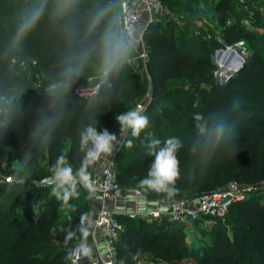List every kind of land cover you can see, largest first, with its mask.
Wrapping results in <instances>:
<instances>
[{
	"label": "trees",
	"instance_id": "obj_1",
	"mask_svg": "<svg viewBox=\"0 0 264 264\" xmlns=\"http://www.w3.org/2000/svg\"><path fill=\"white\" fill-rule=\"evenodd\" d=\"M256 1L264 10V0ZM237 5L238 1L235 0H219L215 9L230 18ZM184 17L189 24L185 26L189 29H194L200 19L199 12L192 8L187 9ZM177 26L174 15L167 21L165 29L158 23H150L144 31L143 41L148 54L147 74L152 84L151 101L145 107L150 119L146 131L162 142L176 136L187 144L193 134L192 115L195 111H221L230 114L236 123V147L235 151L229 149L217 155L203 175L193 174L185 164L188 156L182 149L178 154L182 169L181 179L177 182L179 192L170 200L185 196L196 199L234 182L243 188L257 189L264 183L263 48L256 47L252 38L249 39L252 51L244 65L231 74L225 83H220L216 78L219 67L211 59L210 53L204 54L197 41L190 42L187 33L176 34ZM248 35L254 36L253 33ZM242 40L229 33L224 43L234 46ZM212 46L220 48L217 41ZM32 52L36 60L32 82L38 88L39 78L49 63L39 37L32 44ZM171 81H178L181 85L169 88ZM139 90L137 74L129 67L119 94L98 116L97 130L105 129L121 111L127 109L139 96ZM41 99L35 89H29L23 98L25 107L31 103L37 109ZM76 99H79V95ZM197 100L200 102L199 108H194ZM235 101H240V104L233 109ZM35 118L34 113L26 114L20 126L9 131L0 142V150L10 146L15 151L16 159H19L22 147L27 146L29 129ZM144 135L141 134L140 140ZM125 139L133 138L129 134ZM140 140H135L131 149L123 143L114 157L117 180L127 190L139 189L137 185L146 176L153 159ZM77 143V121L70 120L57 136L49 154L43 156L29 174L30 177L41 180L47 176L50 166L61 153L67 156L74 169L78 167L81 154L77 151ZM78 190L79 198L70 200L66 207H61V202L53 193L46 201L40 197L52 192V188L40 186L36 188V193L25 187L19 198H14L12 210L7 202L0 200V264H69L64 257L69 247L80 243L79 233L77 239L66 245L65 233L61 229L70 226L75 230L81 214L90 213L87 192L82 187ZM149 196L165 199L162 194ZM118 219L123 225L115 246L118 261L128 258V264H133L128 254L139 250L141 255L136 264H142V258L147 255L152 259L147 264H179L186 259H193L195 264H264V194L233 203L224 219L202 218L213 224L209 230L211 242L202 250L187 243L185 224L172 223L167 219L146 223L127 215H118Z\"/></svg>",
	"mask_w": 264,
	"mask_h": 264
},
{
	"label": "clouds",
	"instance_id": "obj_2",
	"mask_svg": "<svg viewBox=\"0 0 264 264\" xmlns=\"http://www.w3.org/2000/svg\"><path fill=\"white\" fill-rule=\"evenodd\" d=\"M136 21L128 0H0V142L20 126L26 114L34 113L36 117L27 146L22 147L21 157L9 169L6 194L26 186L29 174L49 154L70 120L77 121L79 166L74 169L61 153L49 169L52 193L61 207L79 198V187L92 198L96 186L89 169L100 159L114 156L121 141L133 148L142 133L145 135L140 143L153 159L139 187L168 200L179 192L177 182L182 169L178 154L182 149L188 156L185 164L194 175H203L220 153L235 151L236 123L230 114L221 111H195L193 134L187 144L176 136L162 142L147 132L150 119L141 106L115 117L120 124V140L106 128L97 130L98 116L119 94L127 70L134 63L140 45ZM37 37L49 57L38 88L32 82L36 67L32 44ZM81 79L86 80L87 87L77 89ZM29 89H35L42 98L38 109L31 103L25 107L23 98ZM239 104L235 101L233 109ZM199 105L197 100L193 107ZM129 134L133 139H125ZM61 231L66 245L77 239V233L80 240L67 249L65 261L77 264L82 258H92L93 247L87 239L94 235L95 221L90 213L81 214L75 230L69 226ZM140 255L137 250L128 257L136 264ZM119 264H128V258H121Z\"/></svg>",
	"mask_w": 264,
	"mask_h": 264
},
{
	"label": "rangeland",
	"instance_id": "obj_3",
	"mask_svg": "<svg viewBox=\"0 0 264 264\" xmlns=\"http://www.w3.org/2000/svg\"><path fill=\"white\" fill-rule=\"evenodd\" d=\"M217 1L219 0L203 1L206 2V6L202 10H199L200 19L196 22V27H194V29H189L187 26H185V24L189 25L187 24L188 22L184 17L186 15L185 13H175L173 11V14H176L178 23L176 34L180 35L181 33H187L189 35L187 37L190 42H192L193 40L197 41L204 54L210 53L211 59L219 67V70L216 73V78L220 83H225L229 79L231 74L236 71L237 67H242L244 65V63H241L239 61V57H242L246 61L247 57L250 55L252 50L249 46V39L252 38V43L256 45V47L263 48L264 51V10L259 5V1L241 0L238 1L236 10L231 14V17L226 18L223 14H219L216 11L215 6ZM169 12L171 13L172 11L169 10ZM169 18V14L154 12L152 16L153 21L151 23H158L162 28L165 29ZM221 20L222 22H220ZM229 33H234L237 37L243 39L242 42H240L239 46L232 50L234 54L231 53V50L227 49L228 46L224 43L225 36H227ZM249 33H253L254 36L249 37ZM215 41L219 43L220 48H213L212 45ZM243 41L247 43H244ZM220 52L223 53L222 56L219 55ZM142 64L143 63L141 61L134 60V63L130 66V68L133 69L137 74L140 84V90L139 96L133 101V103H131L127 107V109H124L123 111L135 108L136 106L145 108L151 101V79L143 68ZM85 81L86 80L81 79L79 83H83ZM180 85L181 83L178 81H171L168 84L169 88L178 87ZM111 124H108L106 127L108 131L111 128ZM5 148L11 147L7 146ZM5 148L3 150H0V200L7 202L8 208L12 210L14 209V198H19L25 187L32 190L33 193H36L35 190L38 187V184H32L31 180L34 179L30 177V180L26 181V186L24 188H20L16 193L12 195H8L5 193L4 184L7 183L9 169L11 168L13 161L16 159L14 149L11 148V152H6ZM42 165H45V163H42ZM47 176H51V173L48 172ZM231 184L227 185L223 189L232 188ZM137 188L141 189L139 185H137ZM144 192L147 193L148 196L149 194L153 197L158 196V194H156L155 192ZM51 193L52 192H50V194L48 193L46 195H40V197H43V199L46 201L49 199L48 197L49 195H51ZM240 193L236 195L244 194L246 197H259L264 194V183L261 184V186L257 189L250 190L247 188H242ZM187 197L188 196L182 197V199H188ZM231 213H233V211H231ZM146 223L156 222L146 221ZM212 225V222L205 221L202 218L196 220V222L189 221L185 223L186 241L189 246L197 250H202L206 246H208L211 242L210 239L212 237L209 232V230L212 228ZM151 260L152 259L150 255L144 256L142 264H147L151 262ZM179 264H195V261L193 259H186L181 261Z\"/></svg>",
	"mask_w": 264,
	"mask_h": 264
},
{
	"label": "built area",
	"instance_id": "obj_4",
	"mask_svg": "<svg viewBox=\"0 0 264 264\" xmlns=\"http://www.w3.org/2000/svg\"><path fill=\"white\" fill-rule=\"evenodd\" d=\"M144 4L146 11L150 14L149 24L153 21L152 16L154 12L171 15L163 0H144ZM128 9L137 18L136 24L138 31L140 23L139 13L129 6ZM141 43L143 46L142 51L135 56V60L141 61L143 63V68L147 72L148 54L144 46L143 37ZM239 44L240 43L234 46H228L227 49L233 50L238 47ZM86 87V81L76 85L77 89H84ZM91 174L95 181V193L101 197L103 204L107 202L118 203L123 200L125 197V189L121 187L117 180L114 159L110 160L100 173L92 172ZM50 177L51 176H45L41 180H38V183H36L38 184L37 186L51 188ZM231 187L232 188L220 189L212 193L203 194L196 199H178L171 201L164 210L156 208L146 212L135 211L127 216L131 219L139 218L147 222L167 219L172 223L181 224L206 217L224 219L234 202L242 201L246 198L244 194L236 195L240 193L243 187L239 186L236 182L232 183ZM247 189L251 190L254 188L249 187ZM134 195L135 204L137 206L144 201L146 202V200H142L143 198L149 197L148 194L141 189H134ZM93 219L95 221V232L94 235L91 236L93 255L90 264H119L116 257L115 246L120 238L123 225L118 219V215L114 211H110L102 206ZM82 259H80L77 264H82Z\"/></svg>",
	"mask_w": 264,
	"mask_h": 264
},
{
	"label": "crops",
	"instance_id": "obj_5",
	"mask_svg": "<svg viewBox=\"0 0 264 264\" xmlns=\"http://www.w3.org/2000/svg\"><path fill=\"white\" fill-rule=\"evenodd\" d=\"M163 1L165 3L167 10L172 11L170 13L172 16L170 15V17H174V15L176 16L175 13H179V12L187 14L188 8H192L199 12V10H202L206 6L205 4L206 2H203L205 0H163ZM218 2L219 1H217V3ZM128 6L131 9L136 10L139 13V17H140V23L138 26V33L140 35V45L135 54L136 56L140 51H142L143 46L141 43V39L144 35V31L146 27L149 25L148 23L150 19V14L145 9L144 0H128ZM173 11L175 12L174 14ZM109 132L115 134L118 140L121 139L120 124L117 122L115 118L112 121ZM122 144L123 141H121V143L118 145L117 152L119 151ZM117 152L115 153V155L117 154ZM115 155L108 158H102L99 161H97L96 164L92 167L91 173L92 172L100 173L101 170L108 164V162L114 159ZM124 191H125L124 193L125 197L123 198L122 201L118 203L107 202L105 204H103L101 197L95 193V195L92 198H90V214L92 215V218L97 214V212L102 208V206H104L106 209L110 211H114L117 215H128L130 213H134L135 211L146 212V211L154 210L156 208L164 210L166 209L167 205L171 202V200L152 198L149 196L148 198L146 197L142 199V200H146V202L144 201L142 202V204L137 206L134 200L135 199L134 189H130V190L125 189ZM87 243L90 246H92L91 236L88 237ZM91 259L83 258L82 264H90Z\"/></svg>",
	"mask_w": 264,
	"mask_h": 264
},
{
	"label": "water",
	"instance_id": "obj_6",
	"mask_svg": "<svg viewBox=\"0 0 264 264\" xmlns=\"http://www.w3.org/2000/svg\"><path fill=\"white\" fill-rule=\"evenodd\" d=\"M231 53L234 54V52H233L232 50H231ZM219 55L222 56L223 53L220 52ZM219 59H220V58H219ZM239 59H240L239 61H240L241 63H245V60H244L242 57H239ZM240 68H241V67H237V68H236V71L239 70Z\"/></svg>",
	"mask_w": 264,
	"mask_h": 264
}]
</instances>
